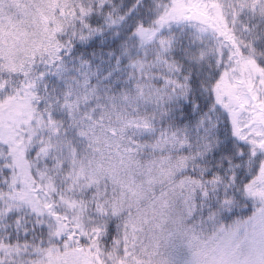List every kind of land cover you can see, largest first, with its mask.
Returning a JSON list of instances; mask_svg holds the SVG:
<instances>
[{
	"label": "snow or ice",
	"instance_id": "1",
	"mask_svg": "<svg viewBox=\"0 0 264 264\" xmlns=\"http://www.w3.org/2000/svg\"><path fill=\"white\" fill-rule=\"evenodd\" d=\"M0 264H264V0H0Z\"/></svg>",
	"mask_w": 264,
	"mask_h": 264
}]
</instances>
